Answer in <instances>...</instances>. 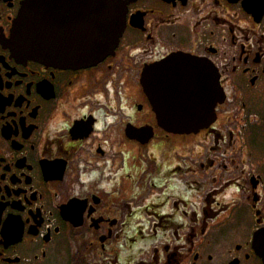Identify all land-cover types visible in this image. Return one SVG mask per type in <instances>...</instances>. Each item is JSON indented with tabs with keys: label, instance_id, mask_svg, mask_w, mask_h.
Here are the masks:
<instances>
[{
	"label": "flooded vegetation",
	"instance_id": "obj_1",
	"mask_svg": "<svg viewBox=\"0 0 264 264\" xmlns=\"http://www.w3.org/2000/svg\"><path fill=\"white\" fill-rule=\"evenodd\" d=\"M22 1L0 0V264H264V0H121L85 65L18 50ZM74 7L46 0L42 28L78 27ZM170 57L218 75L198 131L162 122Z\"/></svg>",
	"mask_w": 264,
	"mask_h": 264
},
{
	"label": "water",
	"instance_id": "obj_2",
	"mask_svg": "<svg viewBox=\"0 0 264 264\" xmlns=\"http://www.w3.org/2000/svg\"><path fill=\"white\" fill-rule=\"evenodd\" d=\"M70 1L75 6L73 14L76 20L78 17V27L74 24L73 30L66 32L42 28V7L46 0L22 1L12 31V41L24 56L55 64L85 65L114 50L125 26L121 0ZM77 2L79 8L76 7ZM165 61L169 63V68L181 69L170 70L174 74L173 79L160 81L169 86L168 97L175 102L168 110L162 111V122L169 125H172V121L180 122L182 127H171L176 131H198L215 118L214 107L222 92L218 86V75L213 66L204 60L170 57ZM154 91L156 85L152 84L149 94ZM200 98L207 99L205 108L199 105ZM174 106L179 108L173 113ZM255 241L264 257V229L258 232Z\"/></svg>",
	"mask_w": 264,
	"mask_h": 264
}]
</instances>
